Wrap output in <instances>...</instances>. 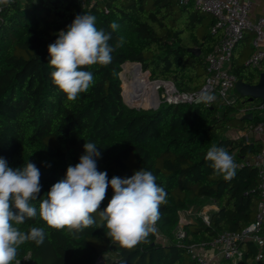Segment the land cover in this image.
Returning a JSON list of instances; mask_svg holds the SVG:
<instances>
[{
	"label": "trees",
	"instance_id": "1",
	"mask_svg": "<svg viewBox=\"0 0 264 264\" xmlns=\"http://www.w3.org/2000/svg\"><path fill=\"white\" fill-rule=\"evenodd\" d=\"M79 14L94 16L97 29L111 33L109 44L114 51L108 65L82 69L92 72L94 82L75 101H68L52 83L48 45ZM214 21L212 14L196 8L192 0L186 4L86 0L85 6L82 0H11L2 5L0 158L13 169L27 162L39 169L42 188L38 200L31 202L37 210L50 187L65 177L67 167L79 163L85 142L98 147L97 169L107 172L109 180L130 177L141 168L152 172L167 193L156 222L160 236L152 232L146 242L132 249L110 242L98 214H94V225L76 234L50 228L38 216L19 227L26 233L31 227H43L44 242L20 245L12 264L26 255L30 260L26 264H198L184 243L210 241L222 230H238L253 220L257 174L255 167L243 161L259 149L260 142L225 134L229 127L246 129L259 120V116L239 114V107L249 103L246 97L234 88L237 96L229 104L216 98L209 105L162 102L146 109L127 104L121 93L119 71L123 65L122 75L125 63L132 61L140 62L151 79L170 80L188 92L200 89L206 76L205 56L222 35L221 29L211 31ZM112 22L118 25L116 30L109 27ZM249 35L245 33L236 43L230 69L237 78L255 83L264 62L260 68L246 63L253 50ZM193 47L199 54L191 51ZM141 75L144 79L145 74ZM212 145L233 156L237 167L232 178L213 176L205 160ZM112 195L109 187L100 210ZM204 202L216 205L209 211V222L201 216L185 222L184 237L178 241L174 232L178 212ZM240 247L239 264H264V234L261 245L246 240ZM213 264L232 262L221 257Z\"/></svg>",
	"mask_w": 264,
	"mask_h": 264
},
{
	"label": "clouds",
	"instance_id": "2",
	"mask_svg": "<svg viewBox=\"0 0 264 264\" xmlns=\"http://www.w3.org/2000/svg\"><path fill=\"white\" fill-rule=\"evenodd\" d=\"M10 2L0 0V4ZM95 19L89 14L76 15L48 45L52 83L68 101H75L94 82L92 72L82 70L85 66H106L112 61L111 33L97 29ZM109 27L116 30L118 25L112 22ZM214 99L207 91L200 93L202 102ZM83 148L79 163L68 166L65 177L50 187L40 201L39 211L31 203L38 200L42 188L39 169L31 162L13 169L0 158V264H12L20 245L44 242L43 227H31L27 233L19 227L38 216L50 228L76 234L94 225V214H98L107 229L105 236L124 249L146 242L149 234L156 231L167 193L156 183L153 173L140 168L130 177L113 176L109 180L107 172L97 169L96 158L101 152L96 144L85 142ZM205 160L210 162L213 176L230 179L235 175L237 165L226 149L212 145ZM109 187L112 198L100 210Z\"/></svg>",
	"mask_w": 264,
	"mask_h": 264
},
{
	"label": "built area",
	"instance_id": "3",
	"mask_svg": "<svg viewBox=\"0 0 264 264\" xmlns=\"http://www.w3.org/2000/svg\"><path fill=\"white\" fill-rule=\"evenodd\" d=\"M177 1L179 4H186L190 0ZM192 1L196 8L215 17L211 31L218 29L222 31L219 40L205 56L204 84L197 91L188 92L179 90L170 80L152 79L150 81H157L156 93L160 85L163 87L162 94H157L156 104L152 108H156L162 102L196 101L197 98L200 99V93L204 91L214 95L215 99L219 98L222 104L233 103L236 98L231 96L230 92L233 91L238 78L230 69L232 53L236 43L247 31L253 34L251 39L253 50L246 59V63L259 67L264 59V15H260L254 20L251 19L249 13L251 2L249 0ZM85 3L86 0H82L83 6ZM2 5L0 4V11ZM206 104L211 103L206 102ZM248 112H251L252 116H259V120L251 122L246 129H240V134L237 136H245L248 141L256 138L260 142L259 149L243 161L244 164L252 165L256 169L258 200L255 216L243 228L222 230L210 241L184 243L187 253L198 264H213L215 262L214 256L206 253L209 248L216 250L215 255L230 260L232 264H239L243 256L240 247L242 241L251 240L257 245L262 244L264 234V101L258 99L239 107V114ZM202 218L209 222V213L203 212ZM155 227V232L160 236L157 223ZM175 236L180 241L184 237V229H179Z\"/></svg>",
	"mask_w": 264,
	"mask_h": 264
},
{
	"label": "rangeland",
	"instance_id": "4",
	"mask_svg": "<svg viewBox=\"0 0 264 264\" xmlns=\"http://www.w3.org/2000/svg\"><path fill=\"white\" fill-rule=\"evenodd\" d=\"M122 70H123V65L121 66V70L119 71V76H120V79H121V90H122V86L124 88V91H121L123 100L127 104H129V105L132 104L135 107H142V108H146V109H149V108L153 107V105L156 104V103H153L154 102V98H153L154 96L153 97L152 96H149L148 97V98L151 97L150 98L151 101H152L151 103H148V98H142V96H141L142 86L141 85H140L139 90L137 92H134V91H130L129 92V83L130 82L126 80L127 83H125V85H126V89H125L124 80H123L122 75H121ZM141 70H142V67H141ZM144 71L146 73H148L149 79L152 80L150 78V72L149 71L147 72V70H144ZM144 71L142 70L143 74L145 73ZM139 75H140L139 77L142 80L143 78H142L141 73H139ZM125 90L128 91V97L125 96V92H126ZM162 90H163V87L160 85L159 88L157 89V94L158 95L159 94L161 95L162 94ZM145 92H146V90H145ZM145 92H144V94H145ZM230 95L233 96V97H236L237 96V94L235 92H233V91L230 92ZM145 96H146V94H145ZM126 97L129 98V99H131L134 103L137 100H140L141 102H137L138 104L137 103L133 104L132 102L130 103L129 101H127L126 100ZM142 102H145V103L143 104ZM210 204H211V202H204V203H202L199 206L198 205H194V206H190V207H188V208H186L184 210H180L178 212V222H177V224L175 225V228H174L175 234H177V232L179 231V229H182L183 228L184 218H186L188 214L190 215L189 217H191L193 220H194V218L196 216H201L202 217V213L203 212L209 213L210 208H211V205ZM29 261H30L29 260V255H26V256H24V257L16 260L13 264H26Z\"/></svg>",
	"mask_w": 264,
	"mask_h": 264
},
{
	"label": "bare ground",
	"instance_id": "5",
	"mask_svg": "<svg viewBox=\"0 0 264 264\" xmlns=\"http://www.w3.org/2000/svg\"><path fill=\"white\" fill-rule=\"evenodd\" d=\"M124 72L122 74V78L124 80V83H127V81H129V92L130 91H134V92H137L139 90V87L140 85L142 86V90H141V96L142 98H148L149 96H154V102L153 103H156L157 101V93H156V87H157V81L156 82H152L150 81V79L148 78L147 74L144 73L147 77V80L145 78V75H144V79L141 80V78L139 77V73H140V66L138 64H136L135 62L134 63H130V62H127L125 63L124 65ZM142 74V72H141ZM142 78H143V75H142ZM145 80V81H144ZM128 86V85H127ZM146 90V92H145ZM146 96H145V94ZM125 96L128 97V91L125 92ZM126 97V100L129 101L130 103L132 102L133 104L137 103V102H141L140 100H137L135 103ZM151 98V97H150ZM148 98V103H151V99ZM143 104L145 102H142ZM138 104V103H137Z\"/></svg>",
	"mask_w": 264,
	"mask_h": 264
},
{
	"label": "water",
	"instance_id": "6",
	"mask_svg": "<svg viewBox=\"0 0 264 264\" xmlns=\"http://www.w3.org/2000/svg\"><path fill=\"white\" fill-rule=\"evenodd\" d=\"M191 51L199 54L198 48H191ZM137 63L140 67L141 64L138 61H132ZM235 90L238 92V94L242 97H246L247 101H255V100H261L264 101V71H261L259 73L258 80L255 83H249L245 82L244 80L238 78L234 85ZM196 101H200L199 98L196 99ZM133 106V105H131ZM244 116L251 118L252 113L248 112L244 114Z\"/></svg>",
	"mask_w": 264,
	"mask_h": 264
},
{
	"label": "crops",
	"instance_id": "7",
	"mask_svg": "<svg viewBox=\"0 0 264 264\" xmlns=\"http://www.w3.org/2000/svg\"><path fill=\"white\" fill-rule=\"evenodd\" d=\"M251 2V8H250V18L251 19H256L260 15H264V0H249ZM249 33V31H247ZM245 32V33H247ZM253 34L250 32V39H249V45L252 46L251 39H252ZM252 52V51H251ZM249 53V55L251 54ZM248 58V57H247ZM264 62V59L261 61V63ZM261 66V64H260ZM260 66L258 68H260ZM225 134L228 136H237L240 134V128L239 127H229L226 131ZM254 139V138H252ZM211 208L210 211L216 208V205L214 203H211ZM190 215L188 214L186 218H184V223L185 222H191L193 219L189 217ZM216 250L209 248L206 253L209 255H213L214 261H217L221 258L219 255H215Z\"/></svg>",
	"mask_w": 264,
	"mask_h": 264
}]
</instances>
